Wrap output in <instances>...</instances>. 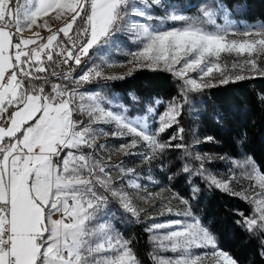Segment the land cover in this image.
<instances>
[{
    "label": "snow or ice",
    "instance_id": "snow-or-ice-1",
    "mask_svg": "<svg viewBox=\"0 0 264 264\" xmlns=\"http://www.w3.org/2000/svg\"><path fill=\"white\" fill-rule=\"evenodd\" d=\"M154 5L166 6L163 0H144L142 5L136 0H0V264H141L131 241L108 222L113 216L108 206L115 202L123 213L139 220L143 210L133 204L125 186L145 191L147 186L134 178L135 167H126L124 161L111 165L98 156L109 145H97V137L122 140L111 147L150 165L166 148L184 147L172 144L183 139L182 127L167 143L158 134L179 124L190 92L249 78L229 72L227 64L221 65L222 53L244 56L242 62L231 65L232 69L243 64L248 72L264 75V22L238 25L222 4L218 8L223 25L216 24L217 13L205 6H201L203 20L193 19L171 4L163 17H157L152 12ZM53 10L55 19L64 21L55 31L46 20L38 23ZM153 20L184 23L166 28L163 23L152 25ZM34 26L47 29V37L39 32L31 38L22 35ZM121 36L141 45L128 51L131 59L127 61L107 57L122 45ZM130 63L153 69L163 63L164 71L182 81L178 98L167 102L162 114L158 108L165 101L158 97L145 100L142 111L129 116L128 105L109 97L103 87L94 95H87L94 89L81 90L88 84L100 87V81L122 79L106 75L105 68ZM61 65H68V70L57 71ZM74 66L81 69L78 75H73ZM190 71L197 76H188ZM214 71L218 73V78L213 77L215 82L198 83V78L203 81ZM131 74L130 69L126 75ZM53 78L60 82H53ZM132 101L140 103L136 96ZM77 114L86 119L77 118ZM112 124L115 130L111 131L93 127ZM204 139L214 141L211 136ZM195 159L203 158L197 155ZM236 165H251L252 174H256L251 158ZM183 171L202 176L209 187L240 195L228 186L234 177L217 179L203 163L195 171L185 165ZM258 178L262 191L256 197H244L256 205L255 211L238 223L251 233L264 234V175ZM189 183L190 195L161 188L160 192L169 195L154 206L156 215L144 212L151 221L145 231L153 234L156 247L175 254L165 257L153 253V261L239 264L220 246L214 230L196 215L192 200L200 189ZM160 192L142 198L147 201ZM57 214L59 218L53 219ZM163 216L176 218L158 219ZM163 229L167 231L160 233Z\"/></svg>",
    "mask_w": 264,
    "mask_h": 264
},
{
    "label": "trees",
    "instance_id": "trees-1",
    "mask_svg": "<svg viewBox=\"0 0 264 264\" xmlns=\"http://www.w3.org/2000/svg\"><path fill=\"white\" fill-rule=\"evenodd\" d=\"M163 3L166 5L163 8L153 6L155 16L163 17L169 11L167 5L171 4L177 6V11H183L193 19L203 20L201 6H205L217 13L216 24L221 25L224 19L218 6L222 4L230 10L229 18L237 24L264 22V0H163ZM160 22L166 28L184 23L170 20ZM205 26L214 27L207 23ZM78 71L76 69V74ZM99 84L100 87L96 84L85 85L82 90L94 89L100 92L103 87L104 92L128 105L129 116H136L142 111L145 100L157 97L165 101L158 108L162 114L167 108V102L178 98L182 81L164 70L139 67L133 69L131 75H123L122 79L107 83L100 81ZM132 96L138 97L140 103L134 104ZM152 127H158V124ZM181 127L183 139H177L172 144L184 147L166 148L162 156L150 165L143 164L141 182L155 189L171 187L190 195L191 181L192 185L200 189L192 200L193 210L214 230L220 246L236 258L239 264H264V256L261 255L264 252V234L251 233L238 223L244 216L254 213L244 194L236 192L240 195H232L215 186L209 187L202 176H189L183 171L185 165L195 171L203 163L207 171L223 181H228L227 176L231 171L243 176L245 180H257L253 177L251 165H236L237 161L251 158L256 173L264 175V76L234 80L199 92H190L189 103L183 108L179 124L159 133L158 138L167 143L168 137ZM208 136L214 137V141L205 142L204 138ZM197 155L203 158L202 161L195 159ZM228 186L235 192L230 183ZM108 207L113 212L108 222L113 224L123 238L131 241V247L141 264H155L152 254H163L156 251L151 243V233L145 231L151 222L136 220L123 213L115 202Z\"/></svg>",
    "mask_w": 264,
    "mask_h": 264
},
{
    "label": "rangeland",
    "instance_id": "rangeland-1",
    "mask_svg": "<svg viewBox=\"0 0 264 264\" xmlns=\"http://www.w3.org/2000/svg\"><path fill=\"white\" fill-rule=\"evenodd\" d=\"M136 2L138 4H140V5H142L144 3V0H136ZM55 16H56V12H55V10H53L48 15L43 17L42 19H38V23H43V21L46 20V21H48V24L52 28V30L55 31L59 27H62L63 26V22H64L63 19H55ZM150 23L152 25H154V26H158V25L161 24V22L159 20H153ZM223 24H224V22L221 25H223ZM240 24H243V23H240ZM35 32H39L41 37H47V35L49 34L47 29H41V28H37V27L34 26L31 30H28L26 33H23V35H31V36L28 37V38H31V37H33V34ZM61 35H62V33H61ZM120 39L122 41V45L120 47H118V48H113L111 53L107 54V57L112 59V60H115V61H127V60H130L131 56L127 54L128 51L129 50L136 51L138 48L141 47V45L138 42H134L133 40H131L129 38H126L125 36H121ZM38 42L40 43L41 41H38ZM30 46H32V45H30ZM243 60H244V56L236 57L234 54L233 55H229L227 53H222L221 54V65L227 64L229 72L236 71V72H239L242 75L246 74L248 77L264 76V75H261V74H256L255 72H252V73L248 72V66L247 65H243V64L241 65L240 68L232 69L231 65L233 63H235L237 61H241L242 62ZM257 63L259 65L261 63V61L258 60ZM139 67L140 66L138 64H136V63L125 64L123 66L106 67L105 68V74L106 75H113V76H123L130 69L133 70V69H136V68H139ZM175 67H179V65H175ZM141 68L153 69V68H149V67H141ZM156 69L163 70V63L161 64V66L159 68H156ZM78 72L80 73V71H78ZM187 75L190 76V77H196L197 73L190 71ZM213 77L218 78V73H216L214 71L212 76L204 77L203 81H201L198 78V83L207 82V81L213 80ZM232 81H234V80H232ZM53 82H57V81L55 79H53ZM213 82H215V81L213 80ZM97 92H99V91H97ZM95 93L96 92H88L87 95H94ZM106 94L109 97L114 96V95H112L110 93H106ZM86 102H88L87 101V96H86ZM77 118L86 119V116L83 115V114H77ZM93 127H97V128L103 127V128H106V129H108L110 131L111 130H115V125L114 124H112V125H93ZM122 142H123L122 140L114 139L111 136H99V137H97V139L95 141V143L97 145H104V144L109 145L108 149L101 150L97 155L104 157L107 160V162L109 164H111V165H117V164H120L122 161H124L126 167H135L137 175L134 178H137L138 176H141V177L138 178L139 182L141 183L142 186L146 185V184L141 182L142 181V174L141 173H142L143 164L139 163L138 157H125L123 155V153L117 152L115 150V148L111 147L112 145H118V144H120ZM108 157H110V159H108ZM133 162H135V163H133ZM259 176L260 175L256 173V174H254L253 177L255 179H257V180H248V179L245 180L243 176H240L239 174H236L235 172L231 171L230 174L227 176V180H229L230 177H234V179H232L231 182H230L231 187H233V190L235 192H241L242 194H244V196L247 195L249 198H253V197H256L257 193H260L262 191V189L260 188V185H259V178H258ZM129 178L130 177H125V180H127ZM118 183L119 184H123L124 181H118ZM146 186H147L146 191L143 190V187L141 188V190H136L134 188H130V187L125 186V191H127V192H129L131 194L133 204L138 209L143 210L141 212V218L140 219L146 220L147 222H151L144 215V212H149V213H151L152 215L155 216L156 212L153 211L154 206L159 205L161 203V201L163 200V198L167 197L169 195V193L166 192V191L165 192H160L161 188L160 189H155V188H153L151 186H148V185H146ZM151 192H160V195L152 197V198H150L147 201L142 198V197L146 196L148 193H151ZM172 203L176 204L177 202L173 201ZM251 206H252V208L255 211L256 205L251 204ZM157 211H158V209H157ZM175 218L176 217H170V216L158 217V219L161 220V221L168 220V219H175ZM159 231H160V233H164V232L167 231V229H163V230H159ZM152 235L153 234L151 233V237H152ZM151 243H152L153 246H155V249H156V251L158 253H162L163 254L161 256L168 257V256L175 255V254H173L171 252H164V251L159 250L156 247V243L157 242L153 241L152 238H151ZM165 243H167V242H165ZM195 251H201V250H195ZM164 253L165 254L167 253V254L164 255ZM205 264H207L206 261H205Z\"/></svg>",
    "mask_w": 264,
    "mask_h": 264
},
{
    "label": "built area",
    "instance_id": "built-area-1",
    "mask_svg": "<svg viewBox=\"0 0 264 264\" xmlns=\"http://www.w3.org/2000/svg\"><path fill=\"white\" fill-rule=\"evenodd\" d=\"M63 36V34L61 35V37ZM74 73L73 75H78L76 74V66H74ZM68 70V65H61L60 68L58 69V71H67ZM55 79V78H53ZM57 81V80H56ZM57 82H60V81H57ZM59 218V214H57L56 216L53 217V219H57Z\"/></svg>",
    "mask_w": 264,
    "mask_h": 264
},
{
    "label": "crops",
    "instance_id": "crops-1",
    "mask_svg": "<svg viewBox=\"0 0 264 264\" xmlns=\"http://www.w3.org/2000/svg\"><path fill=\"white\" fill-rule=\"evenodd\" d=\"M28 30L26 29V30H24V32L23 33H26ZM23 35V34H22ZM25 38H28L29 36H31V35H23ZM39 41V40H38ZM37 41V42H38ZM39 43V42H38ZM35 45H32V46H29V47H34Z\"/></svg>",
    "mask_w": 264,
    "mask_h": 264
},
{
    "label": "bare ground",
    "instance_id": "bare-ground-1",
    "mask_svg": "<svg viewBox=\"0 0 264 264\" xmlns=\"http://www.w3.org/2000/svg\"><path fill=\"white\" fill-rule=\"evenodd\" d=\"M76 69H77V70H81L79 66H76Z\"/></svg>",
    "mask_w": 264,
    "mask_h": 264
}]
</instances>
